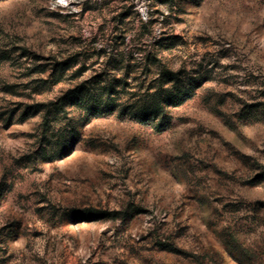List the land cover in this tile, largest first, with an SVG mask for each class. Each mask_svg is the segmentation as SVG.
I'll return each instance as SVG.
<instances>
[{"label": "rangeland", "instance_id": "rangeland-1", "mask_svg": "<svg viewBox=\"0 0 264 264\" xmlns=\"http://www.w3.org/2000/svg\"><path fill=\"white\" fill-rule=\"evenodd\" d=\"M84 1L0 0V264H264V0ZM121 15L202 86L168 131L114 114L53 155L22 113L99 72ZM78 52L82 77L39 72Z\"/></svg>", "mask_w": 264, "mask_h": 264}, {"label": "trees", "instance_id": "trees-1", "mask_svg": "<svg viewBox=\"0 0 264 264\" xmlns=\"http://www.w3.org/2000/svg\"><path fill=\"white\" fill-rule=\"evenodd\" d=\"M97 2L85 0L81 13L94 12L93 5ZM159 3L168 5L169 0H159ZM126 17L121 15L115 20L111 33H102L101 41L95 43L98 45L94 47L97 48L95 56L101 59L102 66L99 72L77 81L52 101L33 104L31 113H22L21 122L40 115L43 127L57 129L60 136L53 155L77 140L79 125L114 114L147 125L156 133L168 131L172 127V112L191 100L202 86L200 72L192 76L184 70H173L161 62L157 53L147 50L149 21L140 17L137 21H126ZM153 44L165 50L169 48L165 44L175 43L155 41ZM79 57L80 52L53 60L42 65L45 67L39 72H48L50 85L63 83L68 76L76 80L84 72L83 66L73 70ZM74 111L78 113L77 118L71 117Z\"/></svg>", "mask_w": 264, "mask_h": 264}]
</instances>
